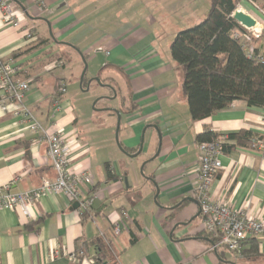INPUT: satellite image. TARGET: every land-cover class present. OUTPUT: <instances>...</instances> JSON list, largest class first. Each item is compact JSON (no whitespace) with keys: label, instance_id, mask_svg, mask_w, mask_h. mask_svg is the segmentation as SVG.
Returning <instances> with one entry per match:
<instances>
[{"label":"crops","instance_id":"1","mask_svg":"<svg viewBox=\"0 0 264 264\" xmlns=\"http://www.w3.org/2000/svg\"><path fill=\"white\" fill-rule=\"evenodd\" d=\"M11 1L20 26L5 24L0 13V60H12L15 80L29 83L21 107L42 132L30 130L19 105L0 110V186L14 180L11 190L17 193L52 182L45 134L56 131L80 145L73 149L70 168L88 170L93 185L83 188L92 199L84 217L63 194L42 195L31 217L1 210L0 264H93L89 259L99 264H264V231L255 237V261L212 249L191 193L197 182V136L207 130L219 137L241 130L262 136L264 109L234 101L193 122L181 92V71L169 51L179 31L173 27L164 40L157 22L149 21L154 25L147 30L131 23L130 0H43L42 11L35 0ZM26 31L33 40L25 38ZM83 56L91 80L111 87L118 99V106L110 107L105 98L101 121L92 113L83 116L68 96L76 94ZM61 84L64 95L58 93ZM116 111L124 152L115 140ZM141 141L139 160L125 154H136ZM219 159L222 168L210 196L264 224V153L239 147ZM120 211L127 213V228L115 237L111 224ZM79 252L84 256L70 258Z\"/></svg>","mask_w":264,"mask_h":264},{"label":"built area","instance_id":"2","mask_svg":"<svg viewBox=\"0 0 264 264\" xmlns=\"http://www.w3.org/2000/svg\"><path fill=\"white\" fill-rule=\"evenodd\" d=\"M40 11L46 5L43 0H35ZM1 18L5 24L14 28L20 26V19L17 10L11 0H0ZM253 17L252 15H250ZM254 18V17H253ZM255 19V18H254ZM256 20V19H255ZM256 23L259 22L256 20ZM240 25V24H239ZM241 26V25H240ZM242 27V26H241ZM245 29V28H244ZM246 33L233 30L231 37L241 42L243 50L248 58H255L258 62L264 63V55L254 56L255 42L252 38L258 39L262 30L255 34L252 29H245ZM28 41L34 39L30 31L25 32ZM60 67V63L56 64ZM15 67L12 60H0V110H5L9 105L15 104L21 107L22 100L29 91L27 81H17L14 78ZM65 85L61 84L58 93L65 94ZM22 114L30 122V130L33 133L42 132L41 127L34 120L32 115L23 107ZM263 134L261 138H255L251 149L264 153V114L262 117ZM47 156L54 172V180L49 182L43 180L38 188L25 192H12L11 186L14 180L0 186V211L20 210L26 217H31L30 210L35 206L37 200L44 194H63L71 203H78V213H88L92 199L84 193L85 186L93 185V177L86 170L74 172L70 168L71 154L75 147H80L77 142H67L61 131L46 133ZM225 137H218L213 141L198 143L199 162L197 168V182L192 189V197L196 201L206 234L212 242V249L225 250L235 256H240L243 243L250 238H255L264 231L262 221L251 216L242 209H235L224 201L215 200L210 196V187L213 178L222 168L220 155L223 153ZM127 228V213L119 212V217L112 222L111 230L113 236H119ZM57 255V254H55ZM84 256L83 252L71 255L72 260ZM96 264L95 259H89Z\"/></svg>","mask_w":264,"mask_h":264},{"label":"trees","instance_id":"3","mask_svg":"<svg viewBox=\"0 0 264 264\" xmlns=\"http://www.w3.org/2000/svg\"><path fill=\"white\" fill-rule=\"evenodd\" d=\"M242 1L255 6L261 3L257 9L264 17V0H209L210 7L204 20L177 32L170 44V56L181 71V92L193 122L211 117L234 101H243L250 108L264 109V63L248 58L241 42L231 37L232 31L236 29L246 33L232 18ZM252 39L255 42L254 56L264 55V26L261 36ZM83 59L86 60V57L83 56ZM87 81L85 76L82 88L86 87ZM218 137L207 130L197 136V142H209ZM255 138L261 136L246 130L229 134L225 137L223 152L239 147L251 148ZM86 214H81V217ZM98 239L94 247L99 253L101 239ZM245 245L248 246L246 249ZM239 257L257 260L259 252L255 238L243 243ZM96 264L99 262L96 261Z\"/></svg>","mask_w":264,"mask_h":264},{"label":"rangeland","instance_id":"4","mask_svg":"<svg viewBox=\"0 0 264 264\" xmlns=\"http://www.w3.org/2000/svg\"><path fill=\"white\" fill-rule=\"evenodd\" d=\"M130 2L132 6L129 14L130 20H132L131 23L140 25L143 29L147 30L149 25H154V22L151 24L149 21L153 20L155 23L157 22L156 27L158 29L162 28L164 40L173 35L171 32L173 27L177 31H182L203 21L210 7L209 0H130ZM261 5V3H256L255 6L242 1L237 5L236 10L242 9L244 13L252 15L259 22L261 30H263L264 17L262 12L257 9ZM120 7L122 8L123 6L120 5ZM168 43L165 44L167 46L166 50H168ZM80 76L81 74L79 75V79ZM85 76L91 80V77H93L91 68L86 70ZM79 79L75 86L76 94L72 95L70 93L68 96L72 100L73 107L80 110L83 116L87 117L92 113L95 115V120L101 121L100 108L105 98L109 99L105 105L110 107L118 106V99L113 97L112 90L110 91L103 87L104 85L92 81L89 84L88 90L84 91L79 88ZM141 156L139 154L135 158L139 160ZM140 174L142 175V172Z\"/></svg>","mask_w":264,"mask_h":264},{"label":"water","instance_id":"5","mask_svg":"<svg viewBox=\"0 0 264 264\" xmlns=\"http://www.w3.org/2000/svg\"><path fill=\"white\" fill-rule=\"evenodd\" d=\"M20 7H21V9L23 10V12H24V14L27 16V12L25 11V9L20 5ZM232 18L238 23V24H240L243 28H245V29H252V28H254L255 26H256V20L253 18V17H251L249 14H246V13H244V12H241V11H239V10H235L234 11V13L232 14ZM81 59H82V61H83V63H84V68H83V70H82V73H81V76H80V79H79V87H80V89L81 90H88V87H89V84L92 82V81H96L97 83H99V84H101L100 83V81H99V79L98 78H95V79H93V80H88L87 82H86V89H83L82 88V84H83V82H84V78H85V74H86V70H87V64H86V62H85V59H83V57H81ZM102 85V84H101ZM107 87H109V86H107ZM111 90H112V92H113V89L111 88V87H109ZM115 93H114V95H113V97L115 98ZM109 98V97H108ZM107 99V98H106ZM116 116H117V124H116V130H115V140H116V143H117V145L119 146V143H118V131H119V125H120V114L116 111ZM142 141H141V144H140V148H139V150H138V152L136 153V154H133V155H129L128 153H125L127 156H129V157H136L140 152H141V150H142ZM119 148H120V150H122L121 149V147L119 146ZM123 151V150H122ZM124 152V151H123ZM141 170H142V168H141ZM72 208L74 209V210H76L77 208H78V203H74L73 204V206H72Z\"/></svg>","mask_w":264,"mask_h":264},{"label":"bare ground","instance_id":"6","mask_svg":"<svg viewBox=\"0 0 264 264\" xmlns=\"http://www.w3.org/2000/svg\"><path fill=\"white\" fill-rule=\"evenodd\" d=\"M239 11L243 12L242 9H239ZM260 26L259 24H256V26L254 28H252V31L255 33V34H258L260 32Z\"/></svg>","mask_w":264,"mask_h":264}]
</instances>
